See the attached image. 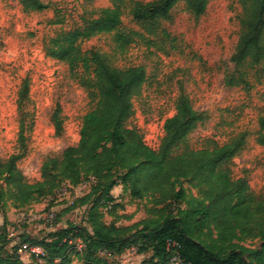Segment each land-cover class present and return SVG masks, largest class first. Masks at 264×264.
Masks as SVG:
<instances>
[{
  "label": "rangeland",
  "instance_id": "1",
  "mask_svg": "<svg viewBox=\"0 0 264 264\" xmlns=\"http://www.w3.org/2000/svg\"><path fill=\"white\" fill-rule=\"evenodd\" d=\"M114 1L43 0L44 10L27 11L18 0H0V158L21 155L18 167L32 183L41 180L47 157L60 156L67 147L78 144L83 117L93 107L67 63L50 55L52 42L62 33L83 27L85 20L98 18ZM122 2L121 30L132 34L133 41L123 49L113 34H102L79 45L83 51L106 53L115 67L145 68L147 81L133 99L129 128L137 129L146 144L158 150L166 120L175 115L178 99L187 95L194 108L207 117L191 134L187 147L213 148L216 143L222 146L244 137L243 150L230 167L235 179H247L253 193L264 197V146L257 141L264 117V65L237 67L232 61L242 32L241 0H211L202 16L189 11L182 1L173 8L170 19L155 28L135 19L133 5H154L159 0ZM26 80L29 93L20 107ZM57 105L64 120L60 136L52 122ZM95 182L91 177L77 186L65 181L53 195L25 208H17L10 199L1 203L0 242L6 236L10 240L6 249L12 252L23 234L41 242L49 233L70 224L89 227L87 212L93 198H85ZM181 187L185 198L172 204L167 215L179 216L191 200L200 199L188 183ZM112 194L115 202L105 203L101 211L105 223L136 229L150 217V198H135L132 188L120 182ZM51 213L55 218L48 221ZM195 239L215 253L242 250L249 261L264 244L260 238L238 235L220 240L214 227L195 235ZM74 245L70 254L73 264H84L80 253L83 244ZM20 256L25 264H34L29 253ZM150 259L151 254L139 255L131 249L110 262L144 264Z\"/></svg>",
  "mask_w": 264,
  "mask_h": 264
},
{
  "label": "trees",
  "instance_id": "2",
  "mask_svg": "<svg viewBox=\"0 0 264 264\" xmlns=\"http://www.w3.org/2000/svg\"><path fill=\"white\" fill-rule=\"evenodd\" d=\"M18 1L27 11L46 8L43 0ZM122 1L115 0L98 18L85 20L83 27L62 33L52 42L50 55L67 63L93 105L83 117L78 144L67 147L60 156L47 157L41 180L34 183L18 167L21 155L0 158V204L10 199L17 208L41 203L65 181L77 186L84 178H93L95 186L85 198H93L87 212L89 227L70 224L49 233L41 242H33L23 234L12 252L6 249L10 240L5 236L0 242V264H25L18 253L21 244L42 247L46 253L43 264H73L71 248L77 242L84 246L80 252L84 264H112L110 261L131 249L139 255L151 254L145 263L168 264L169 241L180 244V254L190 264H264V244L249 261L242 250L215 253L195 239V235L214 227L223 241L237 235L264 240V197L253 193L247 179H235L230 167L243 150L244 137L222 146L216 143L213 148L187 147L189 137L207 117L183 95L176 103L175 115L164 124L159 149H152L137 129L128 126L134 115L133 99L147 81L145 68H118L106 53L81 49L80 41L102 34H113L123 49L133 41L132 34L121 30ZM182 1L189 11L202 16L211 0H159L154 5L134 2V17L155 28L162 20H169L173 8ZM241 3L242 32L232 61L237 67L264 65V0ZM28 93L26 80L20 92V107ZM52 122L60 136L64 130L60 105ZM259 126L257 141L264 146V117ZM119 182L131 187L135 198H150V217L136 229L119 228L103 220L101 211L105 203L115 202L112 192ZM183 182L195 188L200 199L191 200L179 216L167 215L172 204L185 198Z\"/></svg>",
  "mask_w": 264,
  "mask_h": 264
},
{
  "label": "built area",
  "instance_id": "3",
  "mask_svg": "<svg viewBox=\"0 0 264 264\" xmlns=\"http://www.w3.org/2000/svg\"><path fill=\"white\" fill-rule=\"evenodd\" d=\"M54 218H55L54 213H51V214L47 215V217H46V219L48 221H53ZM70 243H73V240H71ZM180 249H181V246L178 242H176V241H169L168 242V251L171 254L168 264H190L182 258L181 254H180ZM18 253L20 255L25 254V253H29L35 259L37 264H43L44 263V257L46 255L45 250L42 247L33 246V245H29V244L19 245ZM145 264H150V263H145ZM153 264H162V263L155 262Z\"/></svg>",
  "mask_w": 264,
  "mask_h": 264
}]
</instances>
